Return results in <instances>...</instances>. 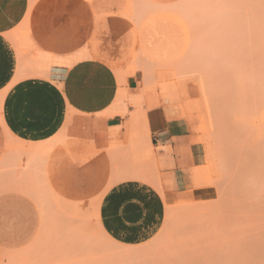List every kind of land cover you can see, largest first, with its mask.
<instances>
[{
    "label": "rangeland",
    "instance_id": "374dc122",
    "mask_svg": "<svg viewBox=\"0 0 264 264\" xmlns=\"http://www.w3.org/2000/svg\"><path fill=\"white\" fill-rule=\"evenodd\" d=\"M68 1L76 35L44 37L36 67L98 60L123 93L136 75L143 93L152 88L166 113L188 123L204 165L171 200L143 127L126 148L116 144L120 128L111 130L109 153L70 137L68 115L52 146L86 149L98 173L48 178L30 146L0 128V264H264V0ZM126 179L151 184L165 202L163 229L140 247L115 243L100 222L103 197Z\"/></svg>",
    "mask_w": 264,
    "mask_h": 264
},
{
    "label": "crops",
    "instance_id": "0c3cea01",
    "mask_svg": "<svg viewBox=\"0 0 264 264\" xmlns=\"http://www.w3.org/2000/svg\"><path fill=\"white\" fill-rule=\"evenodd\" d=\"M72 5L68 0H0V128L8 139L30 146L25 151L37 157L49 178L98 173V161L87 157L86 149L57 152L52 146L51 138L68 115L70 137L96 142L99 150L109 153L113 152L111 130L120 128L116 144L126 148L143 127L148 134L143 141L149 139L153 152L151 170L164 195L173 200L186 191L194 170L204 165V151L184 119L167 115L156 91L149 88L143 93L137 76L129 75L123 93L113 70L98 60L66 67L61 66L65 59L59 58L53 61L59 65L49 71L36 67L35 52L44 47V37H75ZM13 38L20 40L22 55ZM99 216L112 241L140 247L163 229L166 207L151 184L126 179L105 194Z\"/></svg>",
    "mask_w": 264,
    "mask_h": 264
},
{
    "label": "bare ground",
    "instance_id": "6f19581e",
    "mask_svg": "<svg viewBox=\"0 0 264 264\" xmlns=\"http://www.w3.org/2000/svg\"><path fill=\"white\" fill-rule=\"evenodd\" d=\"M136 16V15H135ZM140 63V62H139ZM143 63V62H142ZM141 64V63H140ZM141 66V65H140ZM141 69L139 68V70L138 71H140ZM144 70H145V68H144ZM143 72V70H141V73ZM119 73H121V77H123V75H122V67H119L118 68V73H117V75L119 74ZM144 73H146V72H144ZM144 73H142V78L141 79H145V80H143L145 83H144V85L146 84V86H148L149 84H151L150 83V80H151V78H149V77H147ZM152 74V73H151ZM143 75H145V76H143ZM117 77H120V76H117ZM144 77V78H143ZM147 77V78H146ZM148 79V80H147ZM152 81V80H151ZM147 88H149V87H147ZM146 89V88H145ZM121 98V97H120ZM3 102V97H1V101H0V103H2ZM179 112V111H178ZM177 112V113H178ZM167 115L170 117V118H175V117H179L176 113H174V112H170V111H168L167 112ZM171 126V125H170ZM207 154H208V152H207ZM208 157L210 156V152H209V154L207 155ZM212 157V156H211ZM211 157H209L210 158V160L212 159ZM1 163V162H0ZM2 164V163H1ZM195 174V173H194ZM197 175V174H196ZM198 176V175H197ZM193 179V178H192Z\"/></svg>",
    "mask_w": 264,
    "mask_h": 264
}]
</instances>
